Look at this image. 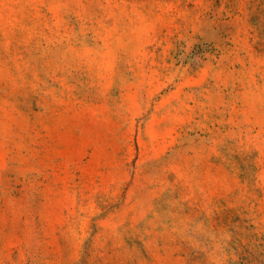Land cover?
<instances>
[{
    "label": "rangeland",
    "instance_id": "obj_1",
    "mask_svg": "<svg viewBox=\"0 0 264 264\" xmlns=\"http://www.w3.org/2000/svg\"><path fill=\"white\" fill-rule=\"evenodd\" d=\"M0 264H264V0H0Z\"/></svg>",
    "mask_w": 264,
    "mask_h": 264
}]
</instances>
